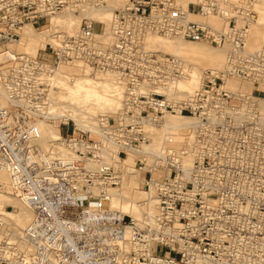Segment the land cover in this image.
Masks as SVG:
<instances>
[{"label":"built area","instance_id":"obj_1","mask_svg":"<svg viewBox=\"0 0 264 264\" xmlns=\"http://www.w3.org/2000/svg\"><path fill=\"white\" fill-rule=\"evenodd\" d=\"M254 1L128 0L109 30L85 17L30 54L16 49L25 26L43 32L65 9L106 0H0V171L9 177L0 192L32 213L18 236L0 216V264H264V46L247 47ZM151 34L230 52L188 96L146 92L187 74L182 60L148 47ZM63 65L112 73L121 108L100 111L91 127L69 111L54 116ZM228 76L247 87H228ZM43 125L59 136L44 139ZM129 168L147 194L140 216L113 206Z\"/></svg>","mask_w":264,"mask_h":264},{"label":"bare ground","instance_id":"obj_2","mask_svg":"<svg viewBox=\"0 0 264 264\" xmlns=\"http://www.w3.org/2000/svg\"><path fill=\"white\" fill-rule=\"evenodd\" d=\"M187 1L191 2L193 0ZM125 4L126 0H107V4L104 7H84L79 9L78 13L71 9H65L62 13L50 18L48 28L43 32L36 30L30 25L25 26L22 40L16 45V49L21 52L37 54L52 39L54 32L63 31L73 34L78 30L85 17L105 24L106 30H109L112 23L113 10L119 6L123 7ZM198 16L201 15L191 14L192 19L198 20L196 18ZM223 23L225 25L224 21ZM149 38L159 47L160 51L172 53L182 60L187 69V74L179 80L169 81L165 87L157 89L145 87L142 89L143 91L158 90V92L169 95L178 91L183 93V97L188 96L201 86L204 70L208 68L214 69L210 65L220 64L221 56L216 54L212 47L206 48L200 41L183 40L177 35L164 37L151 34L147 37V40ZM70 66L63 65L61 70L70 68V71L73 73L63 74V70H60L57 79V86L58 82L62 80V83H60L62 91L60 89L56 92V100L50 107L51 113L54 116H60L64 111H69V115L78 124L91 127L97 116L96 112H98L99 106H104L110 109L108 111L115 112L121 108L123 88L115 80L112 73L92 72L89 68ZM227 81L232 87H247V85H241L235 77H226V85ZM175 122L179 123L177 120ZM42 127L44 139L57 138L59 136V129L57 127L49 125H43ZM156 141L158 144L161 141V132L158 133ZM128 172L132 173L125 175L119 195L113 199V206L140 216L142 209L139 207V202L145 200L147 194L141 187L139 173L131 168H129ZM0 182H3L6 186L9 185V177L4 171H0ZM7 206H13L15 209L8 210L6 209ZM0 215L12 227L14 235L18 236L24 226L30 221L32 213L12 194L0 192Z\"/></svg>","mask_w":264,"mask_h":264},{"label":"rangeland","instance_id":"obj_3","mask_svg":"<svg viewBox=\"0 0 264 264\" xmlns=\"http://www.w3.org/2000/svg\"><path fill=\"white\" fill-rule=\"evenodd\" d=\"M176 1L178 2V4H180L184 8H187V6L190 3L187 0H176ZM196 1L197 0H193L191 2H196ZM234 1L239 3V4L243 3V0H234ZM127 2H128V0H126V3ZM106 4H107V0H106L105 5ZM117 8H121V6L116 7V9ZM250 10H251L250 11L251 12V14H250L251 22H250V28H249V34H248L247 47H248V50L254 51V50H257V49H259V48L264 46V0H255L254 2H252ZM196 18H198V20H201V21H204V22H208L209 24L213 25L214 27H216L218 29H221V28L224 27L223 26L224 25L223 19L220 16H218V15L198 16ZM194 20H197V19H194ZM104 25L105 24L98 22V28L102 29V27ZM158 35H160V34H158ZM160 36H163V35H160ZM164 37H167V36H164ZM147 42H148L147 43L148 47H150L152 50L160 51L159 47L156 44H154L153 41H151L150 38L147 40ZM200 42L203 43L206 48L207 47L208 48L212 47L214 52L221 56L220 64L216 63L215 65H210V66L214 67V69L222 70L225 67V64H226L227 59H228L229 46L219 47L217 45L209 44V43H207L205 41H200ZM160 52H162V51H160ZM163 53H166V52H163ZM170 54H172V53H170ZM68 67H71V66L68 65ZM77 68H80V67H77ZM62 70H63V72H62L63 74H68L69 72L73 73V72L70 71V68H65V69H62ZM237 80L240 82L241 85L242 84L243 85L247 84V82H243V81H241L239 79H237ZM60 83H62V80H60L58 82V87L62 91ZM227 85L232 87L231 84L228 83V81H227ZM239 87L240 86H234L232 88L238 89ZM174 94L183 96V93H180L178 91H175ZM108 110H110V109H107L104 106H99L98 107V112H96V115L100 111H108ZM112 112H115V111H112ZM67 130H68V127H65L64 131H67ZM6 209L14 210L15 208L13 206H7ZM0 216L2 217V215H0Z\"/></svg>","mask_w":264,"mask_h":264}]
</instances>
